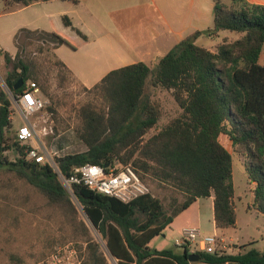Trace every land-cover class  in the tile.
Returning <instances> with one entry per match:
<instances>
[{
  "label": "trees",
  "instance_id": "1",
  "mask_svg": "<svg viewBox=\"0 0 264 264\" xmlns=\"http://www.w3.org/2000/svg\"><path fill=\"white\" fill-rule=\"evenodd\" d=\"M2 1L0 15L50 0ZM213 15L212 28L197 31L174 45L156 68L137 62L110 71L90 89L83 86L89 100L74 108L78 121L74 132L87 150L55 158L65 177L86 164L117 169L132 165L144 182L152 179L170 192L169 213L164 201L151 193L123 203L83 184H74L68 191L54 167L27 159L31 146L23 145L19 137L9 138L13 101L0 84V169L15 173L75 223L73 196L106 239L108 251L118 264H264V253L256 249L233 255L198 251L200 260L191 263L187 247L179 252L150 247L182 212L198 199L212 195L216 228L236 227L233 156L222 144V136L232 142L234 153L243 157L248 178L255 183L254 202L249 209L264 216V65L259 63L264 46V6L245 0H232L231 4L214 0ZM63 22L87 41L69 17L65 16ZM222 31L240 37L223 41L216 50L196 43L203 35L214 37ZM23 36L24 44L20 45ZM14 40L15 56L0 50L10 69L5 82L14 99L29 81H34L41 93L54 101L49 91L52 71H57L60 87L76 79L53 53L60 46L78 50L65 35L52 28H23ZM31 52L52 56L44 58L47 73L39 62L30 59ZM21 80L23 85L15 89ZM157 88L171 92L181 110L164 126H160L161 104L152 101L149 94V89ZM61 126L71 128L70 124ZM54 131L57 134L59 128L54 127ZM152 131L155 133L150 135ZM9 150L18 154L15 162L4 155ZM179 197L184 200L180 202ZM85 239L89 255L84 264H109L89 233Z\"/></svg>",
  "mask_w": 264,
  "mask_h": 264
},
{
  "label": "rangeland",
  "instance_id": "2",
  "mask_svg": "<svg viewBox=\"0 0 264 264\" xmlns=\"http://www.w3.org/2000/svg\"><path fill=\"white\" fill-rule=\"evenodd\" d=\"M93 1L102 2V0ZM122 2L123 9L117 11L115 13L117 17L113 18L116 19L118 26V45L115 49L119 56L114 59L112 65L118 69L137 62H144L156 68L159 60L177 43L173 29L169 25L167 26L148 0H122ZM159 4L165 13V9H170L171 2H160ZM170 16L175 17L173 13H170ZM4 21L0 17L2 46L5 49L7 47L15 49V36L3 35V28L7 31L6 21ZM223 35L240 36L232 32H225ZM24 39L23 36L19 42L20 45L24 44ZM215 41L202 37L198 44L216 50L217 45L213 44ZM83 51L84 49H80L74 53L83 58ZM46 56L52 58L47 53H32L29 57L31 60L39 62L43 71L47 73L48 63H45L44 60ZM9 70V66L0 59V84L13 101L11 116L13 129L8 136L10 139H14L19 137V129L26 125V122L5 82ZM56 73L57 71L51 72L49 85V91L54 96V101L47 99L40 91L39 96L46 101V107L30 117V121L40 136L34 141L28 140L23 145L30 146L29 143L34 142L35 145L45 146L50 150L56 149L59 151L58 156L60 157L85 152L86 146L74 132L78 121L73 111L75 107L86 103L89 100V95L83 91V86L76 79L70 85L60 87ZM37 86L40 89L39 84ZM149 94L152 101L161 104L163 117L160 120V126H164L170 119L180 115L181 110L171 92L157 88L149 89ZM50 107L54 109V112L50 111ZM65 124H70L71 128L66 130L62 128L61 125ZM54 127L59 128L57 134ZM45 129L50 133L47 136H45ZM153 133L155 131H152L150 135ZM4 155L13 162L18 158V154L13 150L5 152ZM233 158L236 181L240 184V180L244 177L245 167L238 154L235 153ZM52 167L57 169L55 157L52 158ZM144 183L152 195L164 201L166 212L169 213L172 196L170 192L159 188L152 179L148 178ZM72 199L77 209L75 223L64 212L51 206L33 186L19 179L15 173L0 169V264H51L47 261L60 248L64 249L67 254L72 249L75 250L76 254L72 256L70 262L84 264L89 255L84 243L85 235L88 233L99 244L100 251L106 256L109 264H118L108 251L106 239L90 223L82 205L73 196ZM183 200V197H179L180 202ZM206 225H208L207 222L204 226L207 227ZM225 231V234L220 233L216 237L218 250L223 245L221 241L224 240L226 246L233 247L231 252L234 253L244 252V249H256L264 253V217L261 214L253 212L246 215L240 212L238 225ZM205 235H213V232L203 234V236ZM176 239L183 240L184 238L181 233L176 234L168 228L150 246L152 249L183 250L176 246ZM224 252L226 253L225 249ZM68 262L65 261L63 264H70Z\"/></svg>",
  "mask_w": 264,
  "mask_h": 264
},
{
  "label": "crops",
  "instance_id": "3",
  "mask_svg": "<svg viewBox=\"0 0 264 264\" xmlns=\"http://www.w3.org/2000/svg\"><path fill=\"white\" fill-rule=\"evenodd\" d=\"M148 1L151 3L154 10L161 15V18L165 21L167 26L169 25L171 29H173V33L177 37V43L197 31H205L209 28H212L213 26L214 0ZM221 1L227 4H231L232 2V0ZM245 1L252 5L264 6V0ZM160 2H171L170 9H165L164 13L159 4ZM122 3V0H102L101 3L94 2L93 0H80L78 4H71L62 0H50L47 2L36 3L11 12L2 13L0 17L6 21L7 30L5 31L3 28V35H12L14 37L16 33L23 28L33 31H47L52 28L56 32L65 35L76 47H78V50L84 49L82 55L83 58L78 57L76 53H74L76 50H73L69 46H60L57 49H54L53 53L67 65V67L72 71L76 80L82 86L90 89L99 83L110 71L115 69V66H113L112 63L114 59L119 56L116 53L117 49H115L118 45L119 34L117 32L118 26L116 24V19L113 18L117 17L115 15L117 11L123 9L121 6ZM181 3L184 4L182 7ZM3 7V1L0 0V10H2ZM170 13H173L175 17L172 18ZM65 16L70 18L73 26L76 29L80 30L84 35L87 36V41H85L72 27H67L64 24L63 18ZM225 32L229 31L219 32L218 35L214 37L203 35L200 38L207 37L209 39H214L216 41L213 44L218 45L225 40L230 42L237 40L240 37H230L226 35L222 36V34H225ZM2 39L3 36H0V50L6 52L8 51L12 56H15L17 53V48H3ZM199 39L196 41L197 44ZM0 59L4 61L3 58L0 57ZM259 63L264 65V46L259 58ZM220 140L234 157L235 153L233 151L232 142L226 136H222ZM29 144L31 147L37 146L34 142ZM240 160L243 162L242 156H240ZM233 176L235 188L234 204L237 214V226L240 212L246 215L253 212L257 214L260 213L249 209V207L254 202L255 183L249 180L246 171L244 173L243 179L240 180V184L237 183L235 177L234 158ZM205 222H207L209 226L206 225L207 227H205ZM168 228L173 230L176 234L181 233L182 236L184 231L189 229H197L202 234L213 232V234H216L217 236L220 233H226L225 230H219L216 228L214 220L213 195L208 198L198 199L187 210L175 218L173 223ZM202 231L208 233H204ZM156 239L157 237L154 240ZM154 240H152V242ZM221 243L223 245L219 250L222 249L224 252L225 249L226 254H237L231 252L233 247L226 246L224 240H222ZM157 250L162 251L161 248H158ZM248 250L251 249H247V251Z\"/></svg>",
  "mask_w": 264,
  "mask_h": 264
},
{
  "label": "built area",
  "instance_id": "4",
  "mask_svg": "<svg viewBox=\"0 0 264 264\" xmlns=\"http://www.w3.org/2000/svg\"><path fill=\"white\" fill-rule=\"evenodd\" d=\"M40 89L35 82L29 81L23 93L14 99L20 107V111L25 119L26 125L19 129V139L22 144L28 140H36L39 135L30 117L42 111L46 107V101L39 96ZM53 133V130H51ZM45 129V136L49 135ZM57 155V156H56ZM59 151L47 149L45 146L37 145L27 152V159L39 164H50L52 158L60 157ZM56 163V162H55ZM107 169V170H106ZM62 184L71 192L74 184H83L89 190L105 196L113 197L123 203H130L134 199L149 194L150 189L141 179L137 170L132 165H126L120 169L116 167L106 168L99 165L86 164L74 170L70 177L61 174L58 167L55 169ZM216 234L205 235L197 229L185 230L183 240H176L177 247H187L190 253L198 251L212 255H222L224 252L218 250ZM75 250L68 254L64 249H58L47 261L51 264H63L69 261L70 264H81L80 262H70Z\"/></svg>",
  "mask_w": 264,
  "mask_h": 264
},
{
  "label": "water",
  "instance_id": "5",
  "mask_svg": "<svg viewBox=\"0 0 264 264\" xmlns=\"http://www.w3.org/2000/svg\"><path fill=\"white\" fill-rule=\"evenodd\" d=\"M23 85V80L20 81L18 85L15 86V89H19ZM108 167V166H106ZM188 260L191 263L198 262L200 260V256L196 253H189L188 254Z\"/></svg>",
  "mask_w": 264,
  "mask_h": 264
}]
</instances>
